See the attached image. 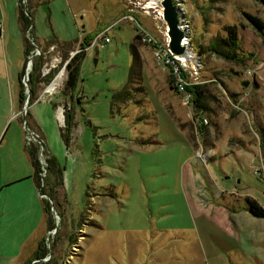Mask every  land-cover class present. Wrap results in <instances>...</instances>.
<instances>
[{"label":"rangeland","instance_id":"374dc122","mask_svg":"<svg viewBox=\"0 0 264 264\" xmlns=\"http://www.w3.org/2000/svg\"><path fill=\"white\" fill-rule=\"evenodd\" d=\"M28 1L35 3L36 40L52 39L59 55L49 67L57 68L54 77L35 83L37 95L57 84L29 103L34 61L49 59L32 37L40 53L24 67L28 103H21L22 115L9 119L0 139L9 128L16 144L34 129L45 145L43 168L49 149L64 167V184L50 202L54 229L46 215L42 238L50 254L37 261L33 252L24 264H264V217L247 208V197L264 206V32L246 15L264 21L262 0H176L195 53L184 62L183 77L204 89L205 108L192 98L185 102L153 44L136 37L145 30L163 41L169 27L161 0L150 10L146 0ZM110 24L111 41L101 37L86 49L73 98L63 94L66 53L74 55L88 33ZM227 25L237 26L236 58L214 48ZM132 43L141 69L135 84L143 87L114 103L135 60ZM57 103L63 111L74 105L68 144Z\"/></svg>","mask_w":264,"mask_h":264},{"label":"crops","instance_id":"0c3cea01","mask_svg":"<svg viewBox=\"0 0 264 264\" xmlns=\"http://www.w3.org/2000/svg\"><path fill=\"white\" fill-rule=\"evenodd\" d=\"M0 19L3 21V33L0 36L1 137L9 119L12 118L14 121L22 115L20 73L26 63V37H29V34L25 31L19 17V0H0ZM34 36L35 34L30 36V40L32 37L36 38ZM37 42L41 48L45 47V56L49 57L41 69L40 76L44 77L49 73L47 72L49 67L54 65L59 55L53 53L55 47L51 46H56V43L48 44L47 40L45 44L39 40ZM66 46L63 47L66 48ZM71 56L72 49L66 53V60ZM62 75H64V70L60 71L57 79ZM37 87L35 85L36 99L33 102L39 101L43 92H53L55 86L43 87L38 95ZM57 106L62 108L60 103H57ZM62 116L65 119L63 108ZM25 120L26 117L22 118L21 123L23 124ZM8 129L0 139V264H24L25 260L36 250L42 238L46 227V211L40 187L33 175L34 166L31 156L26 148L27 133L26 137L22 134L14 144L15 136L13 137L12 134L7 136ZM48 152H50L49 149ZM42 209H44L43 212ZM28 214H30L27 223L29 226L25 232V220L27 222Z\"/></svg>","mask_w":264,"mask_h":264},{"label":"trees","instance_id":"16d2710c","mask_svg":"<svg viewBox=\"0 0 264 264\" xmlns=\"http://www.w3.org/2000/svg\"><path fill=\"white\" fill-rule=\"evenodd\" d=\"M40 2V1H38ZM264 3V0H262ZM35 4V3H34ZM34 4L31 1L24 2L23 0H19V17L22 21V24L24 26L25 31H28L29 37L27 36L26 40V48H25V55L26 60L28 58V55L32 52L34 49V44L30 41V36H33L35 24H34V17H33V10ZM246 15L248 19L252 22V24L260 31L264 32V21L258 17L257 15H253L251 13L246 12ZM227 32L228 34L223 37H217L214 42V48L220 52V54L224 55L228 58H236L238 57V53L236 48L239 47V34L237 30L236 25H227ZM98 34L97 33H89L84 37V40L81 42L80 49L70 57V60L67 62V78L65 80L64 88L62 90V93L65 95H69L71 98L74 96L75 88L78 82L79 74H80V66L83 56L86 53L87 46L91 43V40ZM35 37V36H34ZM136 37L140 38L141 35L138 32L136 34ZM34 40L37 42L36 38ZM54 43L52 39H49L48 44ZM66 42H63V46H65ZM132 48L135 53V60L133 65L131 66L129 78L126 83V85L122 89H117L113 93V102H125L127 100H130L134 98V94L136 93L137 89H141L143 85H138L136 83V77L137 79L141 78V69L138 65V53L136 44L132 43ZM209 48H211L209 46ZM44 57L42 55L37 56V59H35L33 68L30 72V79L32 81L31 84V95L29 97V103L31 104L33 102V99H35V83L39 81H50L56 72V67L51 68L49 73L46 76H40L41 75V69L44 65ZM24 73V68L22 69L20 73V80H21V87H20V102L23 103L25 101V98L27 96V92L25 90V84L22 81ZM187 71L184 69L181 70L182 76L187 75ZM171 83L173 87H176L178 89V86L176 84V75L173 71H171ZM186 88L190 91L192 95V100L196 104V106H200L202 108H205L206 105L200 103V100L202 96L204 95V89L200 86V84H193L189 86V83L186 84ZM80 97V96H79ZM137 102H144V98H138L136 99ZM56 105V104H55ZM65 124L61 127L62 129V135L68 144L71 137V131L75 124L74 120V105L72 103L65 104ZM27 114H30V110H28ZM142 118V116L138 117ZM26 148L30 153L31 160L34 166V177L36 178L38 182V186L40 187V193H46L50 195V199L43 196V202H44V209L46 211L47 215V226L49 229H54L56 227V224L52 218V211H51V198L56 197L57 189L60 185L64 184V167L59 162L56 155L49 152L48 156L46 157V173L43 174L44 168L43 164L40 160V156L38 153L39 146L36 145L35 142H27ZM43 183V184H42ZM247 208L249 211L254 214L255 216L264 217V206L254 197H247ZM45 238H42L36 250L34 251L33 258L38 259L37 261H41L43 257L48 256L50 254L49 248L46 246ZM33 259V260H34ZM36 262V261H35ZM46 263V262H45Z\"/></svg>","mask_w":264,"mask_h":264},{"label":"built area","instance_id":"2783aa9c","mask_svg":"<svg viewBox=\"0 0 264 264\" xmlns=\"http://www.w3.org/2000/svg\"><path fill=\"white\" fill-rule=\"evenodd\" d=\"M24 2H27V0H23ZM161 2V1H160ZM182 24L184 28H188V25L186 24V20L183 19L182 17ZM117 23V22H115ZM114 24H110L109 26H107L106 28H104L102 31H100L92 40L91 43L87 46V48L97 44L98 39L103 37L104 38V42H109L111 41L110 36L106 33L107 30L109 28H111V26H113ZM188 30H190L188 28ZM3 33V21L2 19H0V36ZM141 37L144 40H147L149 43L153 44V49H154V54L156 59L158 60V62H160L161 64H163L164 68H168L169 70H172L175 75L177 76L176 80H177V85H178V89L179 91L183 92L184 95V99L185 102H190L192 95L191 93L188 91V89L186 88V84L188 83L184 77L181 74V70L185 69V65L183 60L178 58V54H175L171 47H170V35H169V28L167 30H165V36L163 41H158L157 38L153 35H151L148 31L143 30L141 33ZM186 39V37H185ZM190 41V40H189ZM185 42V41H184ZM33 43H35V41L33 40ZM185 44L187 45V48L190 47L193 51V47L191 43L185 42ZM190 52V51H189ZM40 53V49L38 46H35L32 53L29 54V61L28 63H32L33 57L37 54ZM73 55V54H72ZM70 59V58H69ZM69 59L67 61H69ZM24 81L27 84V80L26 78H24ZM55 81V80H54ZM53 81V82H54ZM53 82L49 84V86L53 85ZM55 84H57V82H55ZM54 84V85H55ZM28 103V97L25 101V105ZM27 107V106H26ZM25 111L27 112V110L25 109ZM27 141L28 142H35L37 143L40 147V160L43 161L44 159L41 158V155H44V151H45V145H44V141L42 138L39 137V134L32 129V134L28 133L27 134ZM46 164V162H45ZM46 173V169H44L43 174ZM43 184V183H42ZM42 195H46L45 193H43Z\"/></svg>","mask_w":264,"mask_h":264},{"label":"water","instance_id":"95a60500","mask_svg":"<svg viewBox=\"0 0 264 264\" xmlns=\"http://www.w3.org/2000/svg\"><path fill=\"white\" fill-rule=\"evenodd\" d=\"M163 6V17L167 22L169 27L170 35V47L175 54L181 55L187 51V45L185 44V37L188 36V28H184L182 24V17L184 15L182 8L176 0H161ZM249 79L244 80L243 84L248 85ZM254 83L258 86L256 78H254ZM29 91L31 87L29 88Z\"/></svg>","mask_w":264,"mask_h":264},{"label":"bare ground","instance_id":"6f19581e","mask_svg":"<svg viewBox=\"0 0 264 264\" xmlns=\"http://www.w3.org/2000/svg\"><path fill=\"white\" fill-rule=\"evenodd\" d=\"M157 1L158 0H146L145 1L146 2L145 8H147V10H150V8L157 7V5H156ZM183 17H184V15H183ZM185 42L190 43V41H188V36L186 37ZM188 48H187V51H190V52H186V55H183V54H185V53H183V54H181L182 56L178 57L179 59L183 60V62L194 59L193 58L195 56L194 51L192 49H190V48L188 49Z\"/></svg>","mask_w":264,"mask_h":264}]
</instances>
